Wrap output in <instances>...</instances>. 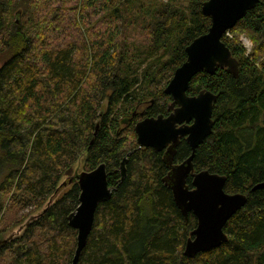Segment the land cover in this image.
Returning <instances> with one entry per match:
<instances>
[{"label": "trees", "instance_id": "obj_1", "mask_svg": "<svg viewBox=\"0 0 264 264\" xmlns=\"http://www.w3.org/2000/svg\"><path fill=\"white\" fill-rule=\"evenodd\" d=\"M203 1L0 0V220L10 219L0 256L8 251L10 264H71L76 230L66 216L78 204L81 154L84 170L105 163L115 189L98 203L77 264H264V186L252 189L264 181V0L221 38L237 76L200 71L187 88L216 94L194 171L224 175L226 192L246 195L223 226L227 241L183 253L196 217L173 200L164 152L136 143L132 112L140 104L146 116L167 114L164 87L210 26ZM189 154L181 138L171 163ZM20 223L23 232L5 241Z\"/></svg>", "mask_w": 264, "mask_h": 264}, {"label": "water", "instance_id": "obj_2", "mask_svg": "<svg viewBox=\"0 0 264 264\" xmlns=\"http://www.w3.org/2000/svg\"><path fill=\"white\" fill-rule=\"evenodd\" d=\"M258 0H205L201 11L210 18L208 30L195 37L186 47L185 60L174 70L172 77L164 87V93L171 97L167 106L168 114L147 116L139 120L134 127L138 147H151L155 151L164 150V159L169 164L165 177L171 189L173 200L184 218L188 212L196 217V226L186 239L183 253L193 256L218 247L227 241L223 231L226 221L246 202L241 192L229 193L223 188L225 176L207 169L194 171L193 158L197 146L209 135L214 124L212 118L213 103L216 94L206 88L194 95L187 94L189 81L196 73H213L217 67L225 68L234 77L238 74V60L222 41L223 34L253 8ZM20 11H17L16 21ZM98 124L95 126L94 134ZM184 138L190 147V154L180 163L172 164V156L180 139ZM82 156L73 165L79 193L78 204L66 218L69 226L76 230V244L71 264H77L91 231L94 213L98 203L109 199L115 187L109 186L106 165L100 162L90 170L82 167ZM126 157L119 165L122 181L126 173ZM191 176V187L187 177ZM264 186V181L255 184L252 189ZM40 211V210H39ZM34 211L33 214L39 213ZM25 221V220H24ZM19 229L12 234L13 229ZM25 228L20 223L4 232L3 239L20 235Z\"/></svg>", "mask_w": 264, "mask_h": 264}, {"label": "rangeland", "instance_id": "obj_3", "mask_svg": "<svg viewBox=\"0 0 264 264\" xmlns=\"http://www.w3.org/2000/svg\"><path fill=\"white\" fill-rule=\"evenodd\" d=\"M242 41L245 42L247 45H249V41L246 40L245 38H242ZM250 48H251V46L250 47H247L246 48L247 51H249ZM0 177H1V174H0ZM26 210H29V208L23 209L21 212L18 213V215H20L21 213L25 212ZM9 221H10L9 217H7V215H4V217L0 220V227L6 225V223H8ZM18 230L19 229H17V228L13 229L12 234H17L19 232ZM6 234H7V232L5 233V235ZM0 264H10V255H9V252L8 251H6L5 253H3L0 256Z\"/></svg>", "mask_w": 264, "mask_h": 264}, {"label": "flooded vegetation", "instance_id": "obj_4", "mask_svg": "<svg viewBox=\"0 0 264 264\" xmlns=\"http://www.w3.org/2000/svg\"><path fill=\"white\" fill-rule=\"evenodd\" d=\"M150 101H152V100H150ZM144 112H145V109H144V107L143 106H141L140 104L138 105V106H136V109L132 112V116L134 115V116H136V115H140V117L138 118V120H136L137 122L139 121V120H141V119H143L144 117H147L145 114H144ZM169 112V111H168ZM168 112H167V114H168ZM166 115V114H165ZM132 116H127L126 118L128 119V120H125L124 121V123H123V121H121L120 120V123L122 124H126V123H128L129 122V120L131 119V117ZM136 122V123H137ZM135 123V124H136ZM135 124H134V127H135ZM163 152H164V150H162Z\"/></svg>", "mask_w": 264, "mask_h": 264}, {"label": "built area", "instance_id": "obj_5", "mask_svg": "<svg viewBox=\"0 0 264 264\" xmlns=\"http://www.w3.org/2000/svg\"><path fill=\"white\" fill-rule=\"evenodd\" d=\"M244 44H245L246 47H249V45H247L245 42H244Z\"/></svg>", "mask_w": 264, "mask_h": 264}]
</instances>
